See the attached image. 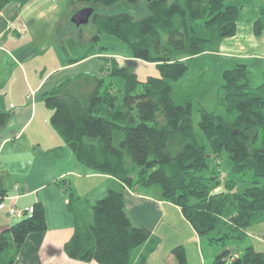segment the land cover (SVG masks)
Here are the masks:
<instances>
[{"label": "trees", "instance_id": "16d2710c", "mask_svg": "<svg viewBox=\"0 0 264 264\" xmlns=\"http://www.w3.org/2000/svg\"><path fill=\"white\" fill-rule=\"evenodd\" d=\"M33 1L0 0V11L11 2L23 8ZM75 2L108 7L122 2L132 6L137 0ZM239 2L152 0L147 2V13L137 19L129 12L93 14L96 31L86 43L77 38L60 44L68 63L86 58L103 35H111L131 58L153 64L158 75L140 80L105 55L96 75L90 76L89 92L72 90L67 80L43 97L52 127L79 163L127 187L158 185L161 198L177 206L196 235L210 242L243 238L250 224L264 215V83L254 86L244 64L221 73L217 103L225 115L199 108L198 128L209 149L191 121L193 92L208 84L202 81L181 90L175 83L190 69H199L198 58L207 43L235 35ZM253 32H264V6ZM84 46L86 51L80 53ZM117 81L120 87L115 86ZM223 151L230 162L228 175L221 179L212 169L206 176L211 162L219 164ZM62 156V146L44 153L47 161ZM240 182L245 186L238 191ZM3 193L0 190V202ZM67 199L74 218V232L65 245L69 258L97 264H146L156 248L136 254L155 240L148 229L132 221L121 190L109 189L91 206L72 192H67ZM32 209L0 232V264H14L27 237L46 230L42 205L35 203ZM171 253L176 264H186L182 246ZM213 264H264V252L249 246L235 255L225 249Z\"/></svg>", "mask_w": 264, "mask_h": 264}, {"label": "crops", "instance_id": "0c3cea01", "mask_svg": "<svg viewBox=\"0 0 264 264\" xmlns=\"http://www.w3.org/2000/svg\"><path fill=\"white\" fill-rule=\"evenodd\" d=\"M38 1L23 8L11 2L0 11V190L4 192L1 202L8 204L13 197L19 209L40 203L46 220V230L27 237L14 264H97L71 259L65 252V245L74 232V218L66 206L67 192L89 206L104 197L109 189L117 187L115 190L123 192L125 209L132 221L151 234L170 208H177L184 218L180 209L164 201L161 195L152 196L139 186L127 187L79 163L52 127L51 111L44 104V94L67 80H71L69 88L72 90L89 92L93 85L90 76L96 75L105 55L91 50L86 58L68 63L60 50V44L65 42L59 38L57 22L46 20L41 24L44 10L37 5ZM255 1L257 5L249 0L239 2L235 35L205 45L198 58L199 69L192 68L198 70L199 80L212 84L211 71L221 79L224 70L244 64L254 86L264 83V32L259 35L253 32V23L264 0ZM108 56L122 66L119 59L131 58L130 53ZM157 75L152 73L146 77ZM57 146L63 148L62 158L45 160V151ZM0 216V232L16 221L5 210L0 211ZM148 249L145 243L136 256Z\"/></svg>", "mask_w": 264, "mask_h": 264}, {"label": "rangeland", "instance_id": "374dc122", "mask_svg": "<svg viewBox=\"0 0 264 264\" xmlns=\"http://www.w3.org/2000/svg\"><path fill=\"white\" fill-rule=\"evenodd\" d=\"M249 1L253 5L258 4V1L255 0ZM36 3L37 5H41L44 10L41 24L45 23L46 20L57 22L56 30H58L59 38L60 40L63 38V42L65 43L67 40H76L77 38L80 39L81 43H86L90 36L96 31L95 26L92 24V17L89 19L87 25L80 27H76L70 23L71 16L81 8H91L93 14L97 15H112L129 12L133 18L136 19L147 13L146 0H137V3L132 6L122 2L108 7H102L100 5H81L76 3L75 0H57L55 2H52L51 0H39ZM86 49V46L82 47L79 52L83 53ZM91 50L106 56L111 54H120L122 56L129 55V50L111 35H103L93 48H91ZM72 55L73 52L70 53V56ZM119 61L128 70L136 72L138 78L140 79L145 78L149 74L153 73L156 75L158 73L155 66H147L144 64L145 62L142 61H133L131 58L124 60L119 59ZM197 71L190 69L188 74L175 83V86L178 89L181 88V90H186L189 86H197V83H203L202 80H199L196 76ZM211 72L213 73L212 84L204 85L207 90L203 93L205 87L201 85L203 88H199L193 92V94H195V96L193 95L195 100L193 102L194 110L191 116L194 131L202 137V142L206 146L207 142L204 140L198 128V122L200 119L199 108L203 107L207 111L215 114H219L221 116L225 115L224 109L217 103V87L218 84L222 83V78L220 79L217 73L213 71ZM118 81L115 84L116 87L121 86V83ZM105 82H107V79H105ZM207 149H209L208 146ZM217 162L219 163L218 165L211 162L210 170L204 173L206 176L210 175L212 169L216 171V174L221 179L224 175H228L230 162L225 151L222 152L221 157L217 160ZM244 186L245 184L240 182L236 185V189L240 191L244 188ZM116 188L117 187L114 189ZM146 189L152 196L156 197L158 194L161 195V190L158 185H152ZM101 198H103V196L100 197V199ZM95 202L96 201L94 200L89 204V206L93 205ZM175 209L176 210L170 208V211H167L166 217L160 221L159 227L154 229L151 237L155 241L147 242L149 248H156L155 253L151 256V258H148L147 264H176V259L172 256L171 250L177 246L183 247L186 264H213L215 257L225 249L235 255L242 254L245 251V248L249 246H252L257 251L264 252V215L259 216L253 223L250 224L246 230V235L243 238L210 242L206 238H198L197 236H194L188 223L181 218L179 210L177 208ZM85 213L89 218L88 220H90L91 213L89 211H86ZM22 217H14V219L18 220Z\"/></svg>", "mask_w": 264, "mask_h": 264}, {"label": "water", "instance_id": "95a60500", "mask_svg": "<svg viewBox=\"0 0 264 264\" xmlns=\"http://www.w3.org/2000/svg\"><path fill=\"white\" fill-rule=\"evenodd\" d=\"M150 2L152 0H146ZM93 11L91 8H81L77 10L70 18V23L76 27L87 25L89 19L92 17Z\"/></svg>", "mask_w": 264, "mask_h": 264}, {"label": "built area", "instance_id": "2783aa9c", "mask_svg": "<svg viewBox=\"0 0 264 264\" xmlns=\"http://www.w3.org/2000/svg\"><path fill=\"white\" fill-rule=\"evenodd\" d=\"M16 189V187L14 188ZM14 198H10V202L8 204H4L0 202V211L5 210L6 213L12 217L19 218L22 216H25L27 214H30L32 212V207L25 208V209H19L17 208L13 203ZM233 259V258H232Z\"/></svg>", "mask_w": 264, "mask_h": 264}]
</instances>
